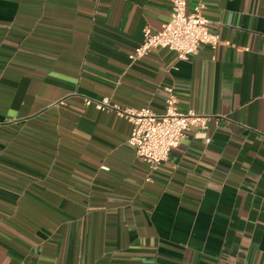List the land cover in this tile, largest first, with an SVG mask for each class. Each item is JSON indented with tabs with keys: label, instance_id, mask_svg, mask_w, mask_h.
<instances>
[{
	"label": "crops",
	"instance_id": "1",
	"mask_svg": "<svg viewBox=\"0 0 264 264\" xmlns=\"http://www.w3.org/2000/svg\"><path fill=\"white\" fill-rule=\"evenodd\" d=\"M199 2L218 44L131 60L170 0H0V264H264V0ZM166 86L210 141L150 173L83 97L158 113Z\"/></svg>",
	"mask_w": 264,
	"mask_h": 264
},
{
	"label": "built area",
	"instance_id": "2",
	"mask_svg": "<svg viewBox=\"0 0 264 264\" xmlns=\"http://www.w3.org/2000/svg\"><path fill=\"white\" fill-rule=\"evenodd\" d=\"M203 8L202 2L189 10L187 0H170L169 19L156 31L145 27L142 40L134 45L129 58H140L152 48H167L174 52L177 59L186 60L196 53L201 44H218L219 35L210 30V20L204 15ZM165 92L164 109L158 113L147 106L121 105L110 96H84L83 102L97 110L114 111L129 121L131 126L127 143L135 155L146 163L151 173L167 159L170 149L178 144L191 127L197 129L205 142L210 141L207 129L213 115L193 108L182 110L177 105L173 87L166 86Z\"/></svg>",
	"mask_w": 264,
	"mask_h": 264
}]
</instances>
